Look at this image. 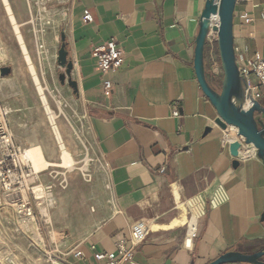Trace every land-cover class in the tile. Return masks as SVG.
<instances>
[{
	"label": "crops",
	"instance_id": "obj_1",
	"mask_svg": "<svg viewBox=\"0 0 264 264\" xmlns=\"http://www.w3.org/2000/svg\"><path fill=\"white\" fill-rule=\"evenodd\" d=\"M205 3L75 0L59 29L56 23L46 35L36 34L44 42L43 52L39 40H25L32 61L38 57L41 67L49 66L41 76L56 90L58 85L66 89L57 60L66 44L77 82V90L69 84L67 89L87 108L97 154L105 164L111 203L95 201V211L90 206L76 221L68 216L62 226L70 233L60 251L73 264H101L95 254L114 251L117 241L129 238L131 227L140 221L148 224V236L125 264H207L228 251L264 248V161L246 153L238 167L233 165L226 131L216 124V109L194 65ZM86 11L93 21L85 20ZM243 12L253 19V27L241 17ZM112 37L124 50V63L113 74V89L105 91L92 50ZM234 37L236 58L264 57V0H238ZM206 76L213 84L209 69ZM40 105L9 103L11 116L23 109L29 119L43 118ZM55 112L73 154L71 133ZM36 131L24 149L38 143L46 159L57 163L50 124L42 119ZM79 250L82 257L75 256Z\"/></svg>",
	"mask_w": 264,
	"mask_h": 264
},
{
	"label": "rangeland",
	"instance_id": "obj_2",
	"mask_svg": "<svg viewBox=\"0 0 264 264\" xmlns=\"http://www.w3.org/2000/svg\"><path fill=\"white\" fill-rule=\"evenodd\" d=\"M10 1L17 20L21 24L25 40L28 39L33 44L37 40L36 34L43 32L46 35V32L51 31V27L56 23L59 29L61 24L67 20L75 2V0ZM0 12V38L2 43L4 41V50L0 52L1 99L7 107L9 103L14 106H22L29 102L40 105L42 103L40 94L32 80L28 62L26 63L22 55L18 39L13 33L12 25L1 0ZM39 42L41 45L43 44L41 39ZM33 61L37 65L42 83L49 87V90H46L48 101L59 113V119L64 121L68 132L71 133L70 148L73 151L76 164L74 169L63 165L61 150L54 137L53 142L58 147V154L53 161H56L57 165L49 166L46 169H37L34 163L26 158L25 150L27 148L24 149L26 146L24 142L37 132L42 119H45L48 125L50 124L48 116L44 112V106H42L43 118L40 117V119L38 115L30 116L29 119L23 109L15 110L13 116L11 113L9 114L11 130L15 133V141L22 150V159L31 163H27L23 159L27 165V186L25 189L5 192L0 186V264H54L58 258L64 257L60 250L65 246L68 238L67 233H70L68 227H62L67 224V217L70 216L72 220L76 221V218L84 215L83 213L90 206H92L91 210L95 211V201L99 202L100 199L102 202L111 203L105 164L97 154L93 126L87 108L81 104L78 95L73 96L67 89L68 82L66 89L58 85L57 90L47 84L48 82H44L41 74L42 71L47 74L49 66L47 65V69L41 67L38 57L37 61L35 58ZM53 64L54 62H52V66ZM5 66L12 68L10 75H2L1 68ZM213 76L218 80H213L212 85L220 91V81L223 75L213 74ZM58 99L62 101V106L58 105ZM61 107L63 112L60 111ZM14 128L17 129L19 135ZM34 170L40 173H34ZM36 187L44 189L48 195L46 193L44 195L41 190L42 195L39 197ZM98 190L102 193H99ZM30 192L37 213L35 220L18 211L20 202ZM34 193L37 200L34 199ZM49 194L56 197L54 206L51 205Z\"/></svg>",
	"mask_w": 264,
	"mask_h": 264
},
{
	"label": "water",
	"instance_id": "obj_3",
	"mask_svg": "<svg viewBox=\"0 0 264 264\" xmlns=\"http://www.w3.org/2000/svg\"><path fill=\"white\" fill-rule=\"evenodd\" d=\"M237 0H206L205 8L200 17V29L196 38L194 65L201 88L216 109V124L225 131L238 130L248 144L256 147V155L264 161V106L258 101L252 108L248 107L247 97L242 92L241 79L236 63L234 16ZM218 15L220 25L211 22L212 16ZM213 31V44L216 57L220 58L223 77L220 81L221 90H216L206 76L204 63L206 40ZM58 63L65 71L60 74V80L77 90V82L72 78L73 61L69 58L66 44L63 42L58 51ZM3 76L10 75L12 68H1ZM213 80H218L213 76ZM261 112L262 118L255 117V112ZM210 129H207L209 132ZM239 141L230 143V152L234 157L233 165L238 167ZM264 217V215H263ZM264 264V248L253 253L228 251L207 264Z\"/></svg>",
	"mask_w": 264,
	"mask_h": 264
},
{
	"label": "built area",
	"instance_id": "obj_4",
	"mask_svg": "<svg viewBox=\"0 0 264 264\" xmlns=\"http://www.w3.org/2000/svg\"><path fill=\"white\" fill-rule=\"evenodd\" d=\"M238 2V0H237ZM241 17L245 23L253 27V19L243 12ZM85 20L93 21L92 14L89 11L85 12ZM213 31L208 34L206 40V50L204 63L206 69H209L213 74L223 75L220 58H217L215 47L213 44ZM238 48H235V52ZM93 56L96 58L97 68L102 72L103 83L105 91H110L114 87L113 74L119 70L124 63V50L120 46L115 37L108 39L104 44L92 50ZM239 77L242 84V92L247 97L248 107L252 108L254 102L258 101L264 106V57L259 54L254 56H246L239 60L236 58ZM9 109L4 104L0 96V186L6 191L25 189L26 184V170L27 165L22 159V150L15 141L14 134L11 130L9 120ZM175 115L178 112L175 111ZM255 117H261V112H255ZM230 132V131H229ZM238 135V130H236ZM230 134H225V141L231 143ZM241 146L248 145L245 137L239 136L237 140ZM257 156V155H256ZM239 154V159H240ZM29 188V187H28ZM30 191V188H29ZM34 199L38 198L35 196ZM32 194H28L19 204V213L33 218L37 217V213L33 206ZM149 226L146 222L140 221L131 227L130 237L122 238L117 241L116 248L112 252H97L95 254L96 260L101 264H125L134 258L135 248L144 242L149 233ZM76 257H82V252L79 250L75 253ZM54 264H73L67 256L58 258Z\"/></svg>",
	"mask_w": 264,
	"mask_h": 264
},
{
	"label": "bare ground",
	"instance_id": "obj_5",
	"mask_svg": "<svg viewBox=\"0 0 264 264\" xmlns=\"http://www.w3.org/2000/svg\"><path fill=\"white\" fill-rule=\"evenodd\" d=\"M2 1H3L4 6H5V9H6L7 17L9 19L10 23L12 24L13 32L16 35V37L18 39V42L20 44V47L22 49V52L24 53L26 61L28 62L30 74L32 76V79L34 80L35 85L37 86L38 93L40 94V99H41L42 104L44 106V109H45V111L47 113L48 120H49L51 129H52V132L55 135V138H56V140H57V142L59 144V148L61 150V157H62V161H63L62 163H63L64 166L66 165L67 168L74 169L75 168V164H76L75 163L76 160L74 159V156H73L72 152L66 146V144H65V142L63 140V137L61 135V132H60V129H59V125H58V122H57L58 114L53 109H51V107H50V104H49V101H48V98H47V95H46V87L42 84V82L40 80V77H39V74L37 72L36 66L32 62V59H31V57L29 55V51H28L27 46H26L25 38H24V35H23L22 31H21L20 24L17 21L16 15H15L14 10H13V7H12V5L10 3V0H2ZM211 22H213L214 24L220 25V19H219L217 14L212 16ZM36 38H37V40H40L38 36H36ZM39 47L40 48L43 47L40 50L41 52H43L44 49H45L44 42H43L42 45L39 44ZM3 50H4V45L2 43V39L0 38V52H2ZM8 109H9V112L11 113V108L9 106H8ZM231 131L233 132L234 135H232ZM231 131L230 132L226 131V132H224V134H230V139L229 140H231V142H232V141L237 140L238 135L236 133V130H231ZM254 147L255 146L253 144H248V145H244V146L240 145L239 146V154H240V156L242 157L246 153H247L246 154L247 156L252 154V153L256 154V147L255 148ZM25 153H26V158H28L30 161H32L34 163V166L37 169H46L49 166L57 165V163L50 162V161H48L46 159V157L44 156L42 147L38 143H35L32 146L28 147L25 150ZM22 157H23V155H22ZM30 161H26V162L27 163H31ZM33 169H34V167H33ZM34 173H40V172H36L34 170ZM36 190H37V194H38L39 197H40V195H42L41 190L44 193V195L47 194L44 191V189H40V187H36ZM49 196H50L49 200L51 201V205L54 206L55 202H56V199H55L53 194H49Z\"/></svg>",
	"mask_w": 264,
	"mask_h": 264
}]
</instances>
